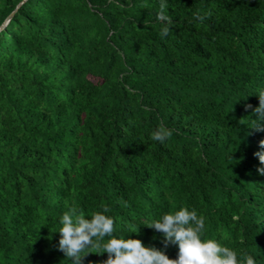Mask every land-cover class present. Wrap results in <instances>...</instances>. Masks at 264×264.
Wrapping results in <instances>:
<instances>
[{
  "label": "trees",
  "instance_id": "1",
  "mask_svg": "<svg viewBox=\"0 0 264 264\" xmlns=\"http://www.w3.org/2000/svg\"><path fill=\"white\" fill-rule=\"evenodd\" d=\"M164 2L171 25L161 0H0V264H72L60 217L104 205L171 259L144 225L187 207L264 264V0Z\"/></svg>",
  "mask_w": 264,
  "mask_h": 264
},
{
  "label": "clouds",
  "instance_id": "2",
  "mask_svg": "<svg viewBox=\"0 0 264 264\" xmlns=\"http://www.w3.org/2000/svg\"><path fill=\"white\" fill-rule=\"evenodd\" d=\"M167 4L161 0L157 19L172 24V18L167 14ZM205 15H196V19L203 21ZM170 31L168 26L161 30V37L167 36ZM259 106L254 109L258 120H264V90L258 91ZM252 108L247 105L246 110ZM245 124L246 120H240ZM256 129L264 130L259 124L254 125ZM172 136V130L161 124L151 133V139L163 144ZM264 148V140L259 142ZM259 161L264 165V153H255ZM264 176V167L257 169ZM125 206H127L125 204ZM110 211L104 205L102 211L92 213L86 218L83 211L76 207H70L59 219L61 227L58 250L72 261V264H83L88 254H107V259L102 264H256V260L248 255L242 259L238 258L236 251L222 246L215 239H204L205 218L198 216L195 210L181 207L174 213L162 215L159 219H153L146 226L154 229L163 236L164 247L169 245L178 246L176 259L169 258L166 253L156 247H146L139 239L118 238L114 235L115 220L106 215ZM139 234V228L133 232ZM97 255V254H96Z\"/></svg>",
  "mask_w": 264,
  "mask_h": 264
},
{
  "label": "water",
  "instance_id": "3",
  "mask_svg": "<svg viewBox=\"0 0 264 264\" xmlns=\"http://www.w3.org/2000/svg\"><path fill=\"white\" fill-rule=\"evenodd\" d=\"M12 17V15L9 17V19Z\"/></svg>",
  "mask_w": 264,
  "mask_h": 264
}]
</instances>
